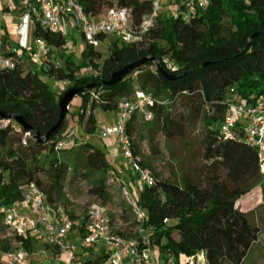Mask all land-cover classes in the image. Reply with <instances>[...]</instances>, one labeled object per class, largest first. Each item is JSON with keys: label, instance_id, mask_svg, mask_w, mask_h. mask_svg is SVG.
Here are the masks:
<instances>
[{"label": "trees", "instance_id": "16d2710c", "mask_svg": "<svg viewBox=\"0 0 264 264\" xmlns=\"http://www.w3.org/2000/svg\"><path fill=\"white\" fill-rule=\"evenodd\" d=\"M179 2L165 0L164 11L165 7ZM80 4L93 19L113 7L127 9L134 25L152 12L151 0H80ZM183 9L181 6L177 14L159 17L141 47L115 39L108 58L100 67L95 63L100 53L84 44L78 64L61 53L60 63L50 61L46 68L37 71L25 68L21 61L11 70H0V112L21 115L31 127V131L26 132L13 121L0 126V209L22 201L25 187L34 184L45 193L54 212L59 209L66 212L64 190L69 172L88 182L90 194L106 205L109 201L107 173L110 170L119 173L106 154L89 143L88 138L96 131L95 112H116L119 100L134 99L136 86L138 91L160 103L149 108L153 115L148 122L150 128H156L169 141L183 136L190 126L193 134L200 137L202 149L200 165L162 179L140 151V117L134 115L128 122L133 152L154 177V185L137 197L146 213L141 227L143 236L161 258H172L174 264H178L180 255L192 257L197 253L204 255L205 264L243 263L260 232L235 205L260 183L257 180L246 186L230 185L223 178L222 166L226 159L234 156L242 160L246 156L255 161L258 172L259 165L254 149L244 143L223 141L216 126L223 117L230 87L235 88L246 103L264 95V0H209L208 7L189 21L180 14ZM8 10L3 8L2 12ZM31 38L32 42L36 39L45 42L48 55L68 48L67 34L51 33L38 26L33 27ZM26 51L19 48L21 55ZM143 58L154 62L131 71L114 86L104 85L112 73ZM158 66L176 79L166 80L158 72ZM84 68L97 70V75L77 78L75 73ZM42 75L54 83L69 82L76 88L95 83L93 88H84L76 97L79 108L75 118L78 124L83 123L81 137L75 126L67 125V111L61 126L44 140L58 121V101L63 93H55ZM72 130L76 131L73 142L63 150H56V143L68 140ZM148 142L151 153L156 155L153 136ZM128 182L131 185L132 178L129 177ZM68 216L71 221L80 223L72 231L84 237L86 214L80 219L70 213ZM6 230L0 214V240L7 243L0 242L2 252L13 250L19 242L28 253L32 250L29 234L25 237L7 235ZM118 234L131 238L122 231ZM136 236L134 232L132 237ZM43 247L59 255L58 251ZM106 258L84 260L80 264H103ZM0 264L9 263L0 257Z\"/></svg>", "mask_w": 264, "mask_h": 264}, {"label": "built area", "instance_id": "2783aa9c", "mask_svg": "<svg viewBox=\"0 0 264 264\" xmlns=\"http://www.w3.org/2000/svg\"><path fill=\"white\" fill-rule=\"evenodd\" d=\"M3 6L13 5L23 10L22 24L18 31L24 30L23 35L31 27L38 26L44 31L55 34H67L68 31L78 32L84 44L96 48L101 38H115L120 43L141 47L146 35L155 27L160 17L165 0H152V12L143 17L138 25H134L131 13L127 9L113 7L105 11L98 19L88 16L80 0H1ZM209 0H180L183 6L181 15L185 21L197 16L208 7ZM178 11L175 13L177 14ZM4 13L0 10V70H11L19 61V48L27 49L26 43L10 47L4 41ZM35 47L42 55H48V48L42 40H34ZM49 61L47 62V64ZM47 64L43 65L46 68ZM171 67V65L169 66ZM160 104L150 95L140 91L135 92L133 100H122L118 105L115 125H101L98 137L101 140L113 138L123 160L125 170L132 178V184L123 175L114 170L107 173L106 184L122 196L132 217L139 226V237L125 238L114 229L107 208L95 198L85 212L84 237L78 247L69 241L73 227L79 222L70 220L68 214L59 209L54 212L47 202L44 192L34 184L25 187V197L22 201L14 202L0 209L7 235L15 234L25 237L36 233L46 247L58 251L59 255H74L76 250H89L103 244L110 249L103 264H174L172 258L155 257L153 248L147 238L141 234V227L146 220V213L139 205L137 197L145 188L154 185L151 171L143 167L133 152L132 139L127 132V124L134 115L141 121H152L153 115L149 110L153 105ZM11 121L1 120L0 126L5 127ZM216 132L223 141L244 143L256 151L259 169L264 173V95L244 102L235 88L230 87L226 92V107L221 121L216 126ZM75 130H72L68 140L59 141L56 150H63L73 142ZM167 223V220H164ZM58 255V256H59ZM0 257L9 264H27L29 253L19 242L9 252L0 250ZM178 264H205L204 255L200 253L192 257L180 255Z\"/></svg>", "mask_w": 264, "mask_h": 264}, {"label": "rangeland", "instance_id": "374dc122", "mask_svg": "<svg viewBox=\"0 0 264 264\" xmlns=\"http://www.w3.org/2000/svg\"><path fill=\"white\" fill-rule=\"evenodd\" d=\"M179 7V4L169 5L165 7L166 10L164 11V7L162 6L160 18L168 14L174 15ZM32 29L33 27L29 29L30 35ZM67 40L68 48L65 51L61 52L59 50H54L53 52H51V55L49 53L50 56H47L42 55L40 49H32L29 56H31L32 59L34 58V56H37L34 59L38 62L37 64L41 69L43 68L44 64H47L48 61H51L53 63H60L62 61L61 53L63 54V56L68 55L70 57L69 60L74 64L80 63V54L84 49V43L81 36L78 32H74L71 30L67 33ZM114 40L115 38L111 37L104 38L100 42L98 47L95 48L96 51L100 53V59L95 62L98 67H100L102 62L108 58L110 54L109 48ZM28 44L30 45L29 39ZM16 46L17 45L10 47ZM19 61H21V59ZM170 65L171 64L168 63V66ZM97 72L98 71H95L93 68H84L76 72L75 76L77 78H81L87 75L95 76L97 75ZM42 78L57 94L64 93L70 88H73L72 84L69 82L54 83L53 80L49 79L46 75H42ZM134 91H138V88L136 86L134 87ZM121 101L122 99L119 100V102ZM78 108L79 99L75 98L69 105L67 125L70 127L75 126L77 128L76 130L79 137H81L83 135V123L78 124V119L75 118L78 113ZM95 116L96 131L94 135L89 137L91 140H88V142L91 144H96L95 141H92V137L98 135V130L101 125L111 126L112 123L113 125H115L119 121L116 112H103L101 110H97L95 112ZM107 116L112 119L111 122L107 120ZM150 125L151 123L145 124L141 120H138V139H142V141H138V145L140 147L142 155L150 160L155 174L160 175L162 179H167L170 176L178 175L181 170L183 171V169L188 170L201 164L202 149L200 144V137L195 133L193 134L190 126L183 136L166 141L165 138L157 132L156 128H150ZM152 136L154 139V144L157 145L158 153L156 155H153L149 149L148 139ZM61 156L62 155H60V157ZM125 172L128 176L124 177L128 180L130 176L127 171ZM222 172L225 181L228 184L234 186H246L259 180L260 186L254 188L247 196L240 199L236 203L235 207L239 211L245 213L250 223L253 226L257 227L260 232L257 242L252 246L247 255V258L243 261L242 264H264V173H262L260 169L258 172L256 162L246 158V156L243 160L239 159L236 156L226 159L222 166ZM106 188L109 195V201L104 206L108 210V214L114 229L117 232L122 231L126 234V236H131V238L139 237L138 231L140 227L135 223L132 217V213L126 206L120 193L108 187L107 184ZM89 191L90 185L88 182H86L83 178L72 176V174L69 172L68 176L66 177L64 190L66 213L74 215V217L77 219L83 217L87 210V207L94 199ZM75 232L76 231H73V233ZM134 232L137 234L136 237H132L134 235ZM141 234L144 235L142 229ZM2 241L3 240H0L2 244L4 243L5 245H7L6 242ZM72 245L75 246L74 244ZM32 248L35 250L43 251V247L36 240L32 241ZM107 253H109L108 249H106L104 246H98L93 248L91 252H86V256L89 255L92 259H97L106 256ZM199 254L200 253H197L196 255Z\"/></svg>", "mask_w": 264, "mask_h": 264}, {"label": "crops", "instance_id": "0c3cea01", "mask_svg": "<svg viewBox=\"0 0 264 264\" xmlns=\"http://www.w3.org/2000/svg\"><path fill=\"white\" fill-rule=\"evenodd\" d=\"M3 8L9 9L7 12H4L3 25H4L5 44L8 46L18 45L19 42L22 41L19 35H22L24 33L23 32L24 30L18 31V29L20 28L22 24V18H23L24 12L21 8L13 6V5L3 6L2 1L0 0V10L2 11ZM28 39H29L30 45L28 44ZM31 47H33V49H38L37 47L36 48L34 47L32 38L30 35V30H28L27 31V51L25 52L24 55H21V63L25 68L31 71H37L39 69V65L37 64L38 62L35 61L34 59L37 56L36 57L34 56L33 59L31 56H29L32 50ZM28 57L29 59H26ZM107 120L109 122L112 121V119L109 118L108 116H107ZM111 125H113V123ZM92 141L96 142V144H93L96 148L102 150L106 154V156L109 159L110 164L118 171V173L120 175L127 177L128 175H126V172H125L126 170L124 169L123 160L119 155L118 148L115 144V140L113 138L101 140L97 135L95 137H92ZM29 235L31 236L32 241L33 240L38 241L40 245L43 247V244L41 243L40 238L39 236H37L36 233H30ZM81 238L82 237L77 231L75 233H73L72 231L71 234L69 235L70 243L74 244L76 247L80 245ZM98 246H104L106 249H108V252L110 253V249L106 247L105 245L100 244V245H97L96 247ZM31 249L32 250L29 252V259L27 261V264H80V261L95 260V259H92L89 255L86 256V252H91L93 248L89 250H81L78 248L72 257H70L69 254H62L59 256H55L52 251L46 250L44 247H43V251L35 250L33 248ZM153 251L155 253V257L158 258V256L160 255L158 251L155 249ZM109 253H107L106 256H108ZM123 264H130V263L127 260H125Z\"/></svg>", "mask_w": 264, "mask_h": 264}, {"label": "water", "instance_id": "95a60500", "mask_svg": "<svg viewBox=\"0 0 264 264\" xmlns=\"http://www.w3.org/2000/svg\"><path fill=\"white\" fill-rule=\"evenodd\" d=\"M148 62H154L150 58H143L135 63H132L130 65H126L121 69H118L114 73L111 74L110 79L104 83L105 86H114L117 83H119L125 76H127L131 71L137 69L138 67L148 63ZM204 67L207 66V64L203 65ZM158 72L161 74L162 77H164L168 81H174L176 78L173 75L168 74L165 72V70L158 66ZM95 86V83L87 84L85 87H73L67 90L65 93H63L62 97L58 101V108H59V118L57 123L48 131L46 136L44 137V140H48L50 136L61 126L64 117L68 111L69 105L71 102L77 97L79 93H81L84 88L89 89L93 88ZM0 120H7V121H13L15 122L19 127H21L24 131L29 132L31 131V127L27 124L26 120L18 114H5L3 112H0ZM38 138V137H37Z\"/></svg>", "mask_w": 264, "mask_h": 264}, {"label": "clouds", "instance_id": "9594fccd", "mask_svg": "<svg viewBox=\"0 0 264 264\" xmlns=\"http://www.w3.org/2000/svg\"><path fill=\"white\" fill-rule=\"evenodd\" d=\"M21 39H22V41L21 42H23V43H26L27 44V35L25 36V35H23L22 37H21Z\"/></svg>", "mask_w": 264, "mask_h": 264}]
</instances>
